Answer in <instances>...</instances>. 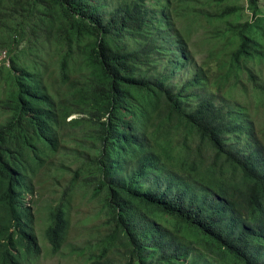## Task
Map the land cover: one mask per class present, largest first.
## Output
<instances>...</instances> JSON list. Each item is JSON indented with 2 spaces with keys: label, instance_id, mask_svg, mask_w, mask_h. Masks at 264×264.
Masks as SVG:
<instances>
[{
  "label": "trees",
  "instance_id": "1",
  "mask_svg": "<svg viewBox=\"0 0 264 264\" xmlns=\"http://www.w3.org/2000/svg\"><path fill=\"white\" fill-rule=\"evenodd\" d=\"M245 1L252 21L226 0H0V264L40 253L25 197L67 171L46 253L77 187L101 218L85 264H264V15Z\"/></svg>",
  "mask_w": 264,
  "mask_h": 264
},
{
  "label": "rangeland",
  "instance_id": "2",
  "mask_svg": "<svg viewBox=\"0 0 264 264\" xmlns=\"http://www.w3.org/2000/svg\"><path fill=\"white\" fill-rule=\"evenodd\" d=\"M228 4H235L239 7V21L249 20L252 21L251 8L246 5L245 0H226ZM211 9V8H210ZM255 12L260 16L264 15V0H258ZM237 15V12H236ZM233 15H230V19H233ZM226 16V20H227ZM252 30H255V36L260 41V45H264V20L255 19L252 22ZM201 30L192 32L188 44H199L197 38ZM190 50L193 55L194 61H198L201 56L204 55L201 48L198 46H190ZM2 57H0L1 60ZM6 65V61H5ZM254 70H261L257 65L253 66ZM256 121L260 127H264V103L260 106L256 115ZM60 156L54 155L56 161ZM73 166H71L72 168ZM71 176V172L67 171L62 174H57L56 179L49 178L43 175L41 172L34 177L35 191L31 194V198L26 194L25 201L30 205V211L34 213L35 220V232L40 247V253L35 258H29L30 261H26L25 264H85L88 263L89 251L84 252L82 256L80 248L86 246L89 240V232L98 227L101 223V218L97 217L96 212L98 210V199H89L88 195H84V190L75 187L70 197V206L68 210L69 229L65 235V240L61 249L55 255L46 253L48 250V242L44 236L45 224L43 221H39V218L43 219L46 216V210L44 204L48 201H53L59 196V190L64 185L65 181ZM89 217L88 220L83 222V219ZM100 234L103 232V228H99ZM42 248V249H41ZM43 250L45 252H43ZM93 253H98L94 251ZM107 258H113L110 251H106ZM90 262V258H89Z\"/></svg>",
  "mask_w": 264,
  "mask_h": 264
},
{
  "label": "built area",
  "instance_id": "3",
  "mask_svg": "<svg viewBox=\"0 0 264 264\" xmlns=\"http://www.w3.org/2000/svg\"><path fill=\"white\" fill-rule=\"evenodd\" d=\"M3 57V55H1Z\"/></svg>",
  "mask_w": 264,
  "mask_h": 264
}]
</instances>
